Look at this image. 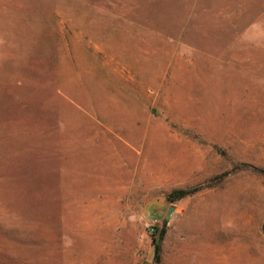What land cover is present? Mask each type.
Here are the masks:
<instances>
[{
    "label": "rangeland",
    "instance_id": "374dc122",
    "mask_svg": "<svg viewBox=\"0 0 264 264\" xmlns=\"http://www.w3.org/2000/svg\"><path fill=\"white\" fill-rule=\"evenodd\" d=\"M258 170L264 0H0V264H264Z\"/></svg>",
    "mask_w": 264,
    "mask_h": 264
},
{
    "label": "trees",
    "instance_id": "16d2710c",
    "mask_svg": "<svg viewBox=\"0 0 264 264\" xmlns=\"http://www.w3.org/2000/svg\"><path fill=\"white\" fill-rule=\"evenodd\" d=\"M260 171L261 173L264 174V170H258ZM196 191V189H188V190H183V189H180V190H174L173 192H171L168 196H167V200L169 202H174V201H177L179 199H182L186 196H189L191 194H193L194 192ZM163 234H164V231L162 230L160 232V235H159V238L161 239L163 237ZM159 251H160V248L159 246L156 244L155 245V254H154V259H155V262H159Z\"/></svg>",
    "mask_w": 264,
    "mask_h": 264
},
{
    "label": "built area",
    "instance_id": "2783aa9c",
    "mask_svg": "<svg viewBox=\"0 0 264 264\" xmlns=\"http://www.w3.org/2000/svg\"><path fill=\"white\" fill-rule=\"evenodd\" d=\"M145 231L148 235H152L155 231L154 225L153 224H146L145 225ZM142 238V236H140Z\"/></svg>",
    "mask_w": 264,
    "mask_h": 264
},
{
    "label": "water",
    "instance_id": "95a60500",
    "mask_svg": "<svg viewBox=\"0 0 264 264\" xmlns=\"http://www.w3.org/2000/svg\"><path fill=\"white\" fill-rule=\"evenodd\" d=\"M173 212H174V207H169L167 212V217H170Z\"/></svg>",
    "mask_w": 264,
    "mask_h": 264
}]
</instances>
